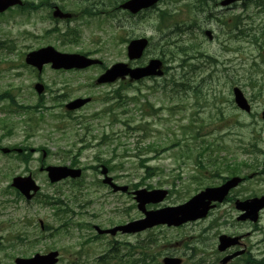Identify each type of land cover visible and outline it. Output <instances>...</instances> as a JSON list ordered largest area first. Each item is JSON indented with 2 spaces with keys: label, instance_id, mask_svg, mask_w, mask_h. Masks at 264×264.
Wrapping results in <instances>:
<instances>
[{
  "label": "rangeland",
  "instance_id": "374dc122",
  "mask_svg": "<svg viewBox=\"0 0 264 264\" xmlns=\"http://www.w3.org/2000/svg\"><path fill=\"white\" fill-rule=\"evenodd\" d=\"M48 1L65 5V10L74 14L78 10L72 0ZM219 1L162 0L135 16L120 10L114 11L112 19L77 13L69 22L53 19L48 5L28 10L14 7L12 12L0 16V94L11 91L18 105L34 106L10 116L0 111V122L8 118L13 123L9 134L7 125L0 127V136H5L2 141L5 145L37 149L27 159L19 158L16 153L7 156L0 152V264H13L15 257H29L51 249L61 253L57 264H68L74 259L72 254L80 248L83 249L82 261L92 264L111 246L117 248L122 264H126L124 261L129 254L136 258L140 246L151 239L152 251L161 252L159 260L174 253L183 257V264H198L202 260L204 264H211L217 236L221 233H250L243 241L251 247L253 255L264 256V210L256 226L238 222L233 201L222 202L206 219L180 227L157 226L137 234L102 235L90 241L95 234L93 225L107 228L142 217L130 193H114L101 184L100 174L93 166L99 167L105 160L115 165L109 174L119 185L131 188L132 183L138 182L140 188L171 190L162 203L150 208L179 204L205 186L220 184L221 175L227 174L209 166L207 155L219 161L229 152L235 161L254 164L250 168L243 166L241 175L252 177L234 188L230 196L264 195V120L260 116L264 108V88L257 98V88L252 89L247 79L251 73L258 84L264 86V81H260L264 78V59L263 62L252 60L259 53L257 47L242 44L241 40H226L221 34L216 22L223 15L217 17ZM256 3L257 0L250 1L252 10ZM161 11L170 14L165 17L167 25L164 27L158 26ZM255 12L257 26H261L264 13ZM66 26L78 30L76 39L59 36L57 30L65 33ZM205 28L213 32L211 41L203 34ZM140 36L147 37L150 44L142 58L132 64H144L158 57L165 67L161 77L129 85L125 80L99 86L93 84L103 71L98 66L64 72L47 65L38 78L24 63L28 51L52 45L62 52H87L100 59L102 67H108L115 62L128 61L127 42L123 38ZM223 45L229 49L239 46V50L230 55ZM180 46L186 49L182 51ZM229 57L235 59L227 65L228 72L221 74L220 60ZM252 62L258 64V74L250 69ZM189 65L196 67L193 73ZM209 73L213 74V80L202 82ZM37 81L47 87L42 95L33 88ZM231 82L254 101L252 114L243 113L233 105ZM181 83H189L191 87L200 85L205 100H196L188 88L176 86ZM115 90L135 99L120 104L113 98ZM78 96H91L93 100L76 111L67 112L64 104ZM112 102L118 106L117 110L122 107L125 113L103 112ZM2 105L0 103V107ZM29 119L35 123L33 129L29 127ZM61 124L70 128L77 125L63 135L55 128ZM171 144L174 145L168 149ZM185 144L192 150V156H186ZM155 148L167 149L156 155ZM43 151L46 152L44 158ZM144 157H151L148 164L156 167L157 175L143 178L141 159ZM197 157L203 162V169L193 162ZM72 160L85 169L82 182L66 179L50 183L46 172L39 170L41 165H68ZM29 173L40 185V193L26 201L10 186V181L15 175ZM198 179H201L200 185L196 184ZM41 196L52 197L62 208L67 204L72 212L68 211L66 216L65 209L57 213L54 205L40 202ZM39 221L51 229L41 230ZM63 223L74 224L68 233L56 232ZM76 224L81 225L74 226ZM18 230L24 233V238H17Z\"/></svg>",
  "mask_w": 264,
  "mask_h": 264
},
{
  "label": "water",
  "instance_id": "95a60500",
  "mask_svg": "<svg viewBox=\"0 0 264 264\" xmlns=\"http://www.w3.org/2000/svg\"><path fill=\"white\" fill-rule=\"evenodd\" d=\"M158 0H126L120 7L129 11L132 14L137 13L143 8H147L155 4ZM237 0H224L222 4H228ZM21 0H0V12L4 11L10 6L21 5ZM53 16L58 18H70L71 14L61 11L58 7H54ZM205 35L211 39L212 34L210 30H205ZM148 44V40L144 37L135 38L129 41L127 45V56L131 59H138L141 57L144 49ZM25 63L33 66L39 72L42 70L44 64L51 63L53 69H83L94 64H100L101 61L96 58H91L79 53H62L54 49L52 46H45L37 50L31 51L25 56ZM162 62L157 58H152L144 66L130 67L127 63L117 62L107 68L95 81V83H109L117 79H124L129 77L130 81L138 80L147 76L162 75ZM34 88L38 93L43 90L41 83H36ZM234 101L236 105L245 110H250L244 94L238 87L233 88ZM90 100L87 98H76L68 102L66 109L73 110L83 106ZM264 118V111L262 112ZM45 153L43 154V156ZM43 169V168H41ZM50 182H58L67 177L77 178L81 175V169L70 168L68 166H47L45 168ZM101 174L103 175L102 182L111 187L113 192H126L127 185H118L112 181V177L108 175V169L105 166L101 167ZM241 181L240 177H232L227 179L224 183L216 187H207L182 204L175 206H166L159 209L147 210L146 205L149 203H159L167 195L166 189H152L147 190L140 188L134 190L133 197L137 202V208L144 217L128 221L124 224L115 225L110 228L102 229L94 226L98 234L115 235L117 232L121 233H137L155 225L166 224L167 226H179L188 221H193L203 218L208 211L215 207V203L222 202L227 196L229 190L235 187ZM11 186L19 190V192L26 198L30 199L38 191L39 186L36 184L30 174L26 176H15L12 178ZM235 207L242 213L238 216V220L257 221L259 211L264 208V196L253 197L245 200H236ZM218 250L223 251L227 247L235 245L239 242L238 236H228L222 234L218 238ZM242 251L235 252L224 257L221 262L225 264L230 259L241 254ZM59 252L52 250L47 253H35L30 257H16L14 264H56L58 262ZM182 260L178 257L166 256L162 259L163 264H181Z\"/></svg>",
  "mask_w": 264,
  "mask_h": 264
},
{
  "label": "trees",
  "instance_id": "16d2710c",
  "mask_svg": "<svg viewBox=\"0 0 264 264\" xmlns=\"http://www.w3.org/2000/svg\"><path fill=\"white\" fill-rule=\"evenodd\" d=\"M74 2V5H76V7H78V10H76V12L79 15H86L89 17H95V16H104L107 17L109 19L114 18L113 13L114 11L118 10V4L124 0H72ZM204 1V0H203ZM200 1V2H203ZM20 9H25L20 8ZM127 13V12H126ZM167 12L163 11L161 12V16H159V23L158 26L159 27H164L167 25V20L165 19L164 15H166ZM193 24H195V22H193ZM59 36L60 37H69L72 36L75 39L78 37V30L75 27H66L65 29V33H60L59 32ZM124 41H126V39L123 38ZM64 42V41H62ZM261 44H264V39H262ZM186 47H180V50H184ZM88 54V53H85ZM248 81L251 83V86H255L257 85L251 75V73H249L248 76ZM184 86L185 88H188L192 93L193 96L196 99H200L201 96H203V92L200 86L198 85H193L192 87L190 86V84H178L176 86ZM254 88V87H252ZM257 91L259 92V90L257 89ZM112 94L114 95L113 98L117 99L120 104L126 103L129 100H134L135 98L131 97L130 99L126 96L125 94H121L120 90H115L112 92ZM118 106L114 105V102L110 103L109 106L107 108H105L103 110V112H108L109 114H113L115 113V111H121L123 113H125L124 110H122V107L120 109L117 110ZM115 115V114H114ZM130 117V116H128ZM30 118V117H29ZM134 118V117H133ZM31 125H29L30 129H33V125L35 124L34 121H31V119L28 120ZM57 131H61L62 134H67L69 132L72 131L71 128L73 127H69V125L67 124H61V126L56 125L55 126ZM80 142H82L81 140H79ZM174 144H171L168 149H170ZM185 146V151H186V156H192V150L187 146V144L184 145ZM254 146V145H253ZM183 147V146H182ZM181 147V149H183ZM167 148H155L156 151V155L159 151H163ZM224 149V148H222ZM255 152V151H252ZM248 153V152H245ZM77 155L79 156V152L77 153ZM198 156V155H195ZM200 156V155H199ZM76 157V156H75ZM207 162L209 166L214 167L215 169H221V173H227L229 175H237L240 174L243 166H245V168H250V167H254V164L252 163H246V162H238L235 161L234 158H232V153L229 152L228 154H226L225 156L221 157V160H217L212 158L211 156L207 155ZM151 159V157H144L141 159V162L143 163V167H144V175L143 178H151L154 175H157L156 173V167L152 166L150 164H148V161ZM185 161V160H183ZM193 162L199 166L200 168H204L203 162L198 159V157L196 159H193ZM74 160L71 161V165H75ZM104 164L108 167L109 171L111 172L112 170H114L115 165H113L111 163V160H107L104 162ZM219 171V170H217ZM196 178H192V181H195ZM83 181V180H82ZM80 181V182H82ZM196 184H201V179L196 181ZM140 187V183L136 182V183H132L131 184V189H137ZM151 187V186H148ZM42 204L44 205H54V207H56L57 209V213L64 210L65 209V216L68 213V211H71L69 206L67 204H65V208H62L58 205V202L56 200H53L52 197L46 196L40 200ZM72 212V211H71ZM65 221V220H64ZM72 224L74 223H63L61 224L59 227H57L55 229L56 232H61L64 231L65 233H68V229L73 226ZM81 224H76L74 226H78ZM44 229H51V227H48L47 225L44 226ZM17 238L20 239V236L22 238H24V233H22L20 230H18L16 232ZM101 238V236L93 234L92 237H90V241L94 240V239H99ZM38 240V239H37ZM152 239L150 242H148L147 244H143L140 246V250L138 251V254L136 256V258H133L131 254H129L128 258H126V260L124 261L126 264H161L159 261V257L161 256V252L160 251H152L151 245H152ZM111 249H108L106 252H104L102 255H100L99 257L96 258V260L92 263V264H122V257H120L118 255V250L117 248L111 246ZM133 251V250H132ZM83 249L80 248L75 254H72L74 257V259H71L69 261L68 264H88L87 262L82 261V256H83ZM198 264H203V260L198 263ZM233 264H264V257L261 258H254V259H250L249 257H246L244 259H239L236 260Z\"/></svg>",
  "mask_w": 264,
  "mask_h": 264
},
{
  "label": "flooded vegetation",
  "instance_id": "af4514ba",
  "mask_svg": "<svg viewBox=\"0 0 264 264\" xmlns=\"http://www.w3.org/2000/svg\"><path fill=\"white\" fill-rule=\"evenodd\" d=\"M250 1L252 0H245L241 2L231 3L228 5H222L219 1V14L217 17L221 14H228L230 17L227 19L224 18L223 15H221L219 18H217L216 22L218 24V28L222 35L226 36V40L233 39L236 41L241 40L240 42L246 43L247 45H253L252 36L256 35L255 33L259 34L262 31H264V23H261V26H257V21H255V15L256 12L258 13H264V10H261L260 6H256L255 10H252V7H250ZM254 1V0H253ZM222 5V6H221ZM251 31H253L251 33ZM223 44V43H222ZM224 50L228 51L230 55H232L233 52L239 50V46L235 47V49H229V47L226 45L224 46ZM257 58L260 59L261 55L258 53L256 54ZM233 57H229L223 60H220V70L219 72L222 74V72H228L227 65L233 63ZM216 62H218L216 60ZM211 80H213V76H211ZM252 104H254L253 100H250ZM0 103H3V105L0 107V111L5 112L9 116L14 113V102H13V94L11 91L4 92L0 97ZM1 127H6L7 125V134L10 133V128L13 125L12 122L7 118L6 119V125L4 124V121L1 122ZM5 136H0V152L2 154H5L7 156L15 154L16 147L14 145H5L2 143ZM3 149H7V152H3ZM241 247L245 249V253L250 254L251 253V247L246 243L242 242ZM239 247L231 248L230 250L226 251L224 254L232 253L235 250H238Z\"/></svg>",
  "mask_w": 264,
  "mask_h": 264
}]
</instances>
